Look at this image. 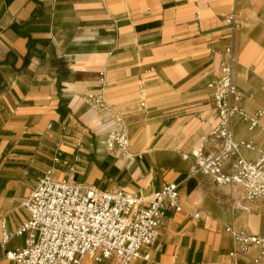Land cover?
Returning a JSON list of instances; mask_svg holds the SVG:
<instances>
[{"label":"crops","instance_id":"1","mask_svg":"<svg viewBox=\"0 0 264 264\" xmlns=\"http://www.w3.org/2000/svg\"><path fill=\"white\" fill-rule=\"evenodd\" d=\"M41 1L44 13L23 30L45 44L23 65L27 39L11 24L26 21L36 3L0 0V264H20L6 252L24 245L14 234L28 218L23 201L58 150L71 159L57 175L102 190L149 198L178 184L180 210L166 214L133 264H255L254 248L243 256L226 230L245 226L225 195L246 201L193 174L191 152L215 151L212 84L229 48L240 104L257 118L250 129L235 116L233 137L264 147V0ZM115 114L129 156L104 144Z\"/></svg>","mask_w":264,"mask_h":264},{"label":"built area","instance_id":"2","mask_svg":"<svg viewBox=\"0 0 264 264\" xmlns=\"http://www.w3.org/2000/svg\"><path fill=\"white\" fill-rule=\"evenodd\" d=\"M234 14L228 16L233 21ZM234 57L229 49L222 58L219 76L212 84V99L217 122L211 131L215 151L191 152L193 174L208 176L216 187L227 188L243 201H264V147L237 141L232 120L239 116L252 129L257 118L247 114L241 104V93L233 80ZM91 98V96H88ZM94 103L105 110L101 98ZM115 125L107 131L104 144L110 152L129 156V137L122 118L113 115ZM243 151H257L254 160ZM71 157L58 150L52 164L42 176L31 180V191L23 201L28 218L14 231L24 235V245L6 252V257L20 264H81L91 260L101 264L112 258L115 264H133L142 246L152 244L162 220L169 211H179L180 188L166 182L149 198L124 189L102 190L85 181L57 173L69 165ZM71 166L70 168H72ZM243 256L252 248L255 264H264V235L246 228L227 227ZM6 240L8 234L3 232ZM237 251L230 252L234 256Z\"/></svg>","mask_w":264,"mask_h":264},{"label":"rangeland","instance_id":"3","mask_svg":"<svg viewBox=\"0 0 264 264\" xmlns=\"http://www.w3.org/2000/svg\"><path fill=\"white\" fill-rule=\"evenodd\" d=\"M227 196L229 204L232 205L233 210L239 215L237 222L254 233L264 235V201L254 202L251 205L248 202L242 204V202L238 203L237 200L231 198L229 195H225V198ZM85 262L92 263L89 260H85Z\"/></svg>","mask_w":264,"mask_h":264},{"label":"trees","instance_id":"4","mask_svg":"<svg viewBox=\"0 0 264 264\" xmlns=\"http://www.w3.org/2000/svg\"><path fill=\"white\" fill-rule=\"evenodd\" d=\"M36 3V6L34 8V10L32 11L30 17L20 23H13L11 24V28L21 37H24L27 39V43H26V47H27V53L25 55L24 58V62L23 65H27L30 58L33 55V52L35 51V49L37 48V45H44L45 42L39 39H35L33 37H31V35L26 32L25 30H23L24 26L30 24L31 22H33L38 16L42 15L44 13V6L41 0H33ZM8 58H10V54H8L7 59L5 61H8ZM0 82H1V78H0Z\"/></svg>","mask_w":264,"mask_h":264}]
</instances>
